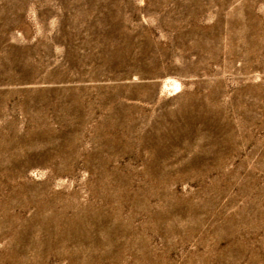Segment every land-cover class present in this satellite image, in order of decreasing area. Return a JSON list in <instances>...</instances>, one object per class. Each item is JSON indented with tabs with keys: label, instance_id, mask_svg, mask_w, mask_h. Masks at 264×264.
I'll list each match as a JSON object with an SVG mask.
<instances>
[{
	"label": "rangeland",
	"instance_id": "obj_1",
	"mask_svg": "<svg viewBox=\"0 0 264 264\" xmlns=\"http://www.w3.org/2000/svg\"><path fill=\"white\" fill-rule=\"evenodd\" d=\"M0 264H264V0H0Z\"/></svg>",
	"mask_w": 264,
	"mask_h": 264
}]
</instances>
